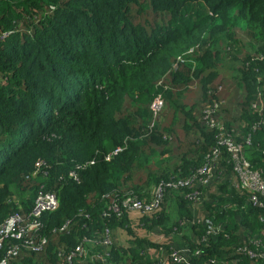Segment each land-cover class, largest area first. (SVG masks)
<instances>
[{"label":"trees","instance_id":"obj_1","mask_svg":"<svg viewBox=\"0 0 264 264\" xmlns=\"http://www.w3.org/2000/svg\"><path fill=\"white\" fill-rule=\"evenodd\" d=\"M263 56L264 0H0V228L40 190L59 200L44 247L9 264H64L80 244L74 264H187L179 248L189 264H264V200L236 186L225 148V181L195 185L197 200L178 185L218 145L204 109L221 100L217 120L264 169ZM159 186L157 213L125 204Z\"/></svg>","mask_w":264,"mask_h":264},{"label":"built area","instance_id":"obj_2","mask_svg":"<svg viewBox=\"0 0 264 264\" xmlns=\"http://www.w3.org/2000/svg\"><path fill=\"white\" fill-rule=\"evenodd\" d=\"M262 59H264V56ZM222 101L224 100L208 104L204 109V119L207 120L211 127L217 129L216 138L218 145L213 149L211 154L208 155L207 162L198 170V172L188 180L179 181L178 185L191 186L193 189L191 198L197 200L202 196V191L195 185H209L218 181H225L226 169L221 165L220 161L222 148H225L231 155L230 160L233 162V171L239 177L236 186L250 190V192H252L251 198L254 203L262 205L264 200V169L261 167L253 168L251 161L244 151L246 143L245 139L244 142L238 140L241 131L228 129L217 120L216 114L220 109ZM162 105L163 102L159 96L153 102L152 108L155 112H158L162 108ZM253 107L257 110L259 115L264 116V91L261 87L258 88L257 103H254ZM247 143H250L249 137L247 138ZM38 173L39 171L37 169L34 174L36 175ZM162 198L163 190L162 187L159 186L150 202L129 196L125 200V204L129 206L132 212L137 213V215H153L161 210ZM58 206L59 200L54 192L40 190L35 201V207L29 215L26 216L17 212L8 217L0 228V250L9 240L20 242H11L8 245L6 253L0 259V264H9L11 259L18 256L21 247H26L33 252L40 251L47 242L46 236L41 233L43 223L41 222L40 217L44 212L55 210ZM204 222L211 232L215 231V225L210 218L205 219ZM66 227L67 224L61 229L63 230ZM105 235V242L110 243L111 231L107 229ZM154 238L159 242L162 240L163 236L157 234ZM248 252L252 257L257 255L252 250H248ZM190 254L191 252L189 248H179L172 252L171 256L175 262L189 264L188 260H190ZM87 255V248L80 244L71 250L66 256L63 254L65 260L64 264H74L73 260L75 257L85 259ZM96 257L100 258V256L96 254L91 256L92 259H95ZM233 264L239 263L235 262Z\"/></svg>","mask_w":264,"mask_h":264},{"label":"rangeland","instance_id":"obj_3","mask_svg":"<svg viewBox=\"0 0 264 264\" xmlns=\"http://www.w3.org/2000/svg\"><path fill=\"white\" fill-rule=\"evenodd\" d=\"M153 193H154V192H153ZM153 193H152V194H153ZM122 238H123V242H124L125 240H127V238H126V237H124V236H123Z\"/></svg>","mask_w":264,"mask_h":264}]
</instances>
